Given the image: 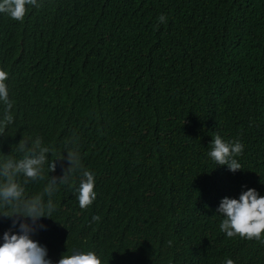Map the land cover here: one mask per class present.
<instances>
[{"label": "trees", "instance_id": "obj_1", "mask_svg": "<svg viewBox=\"0 0 264 264\" xmlns=\"http://www.w3.org/2000/svg\"><path fill=\"white\" fill-rule=\"evenodd\" d=\"M38 2L22 22L0 13V70L16 117L0 152L21 136L42 137L54 155L77 140L97 194L81 209L80 175L60 186L52 219L32 236L48 258L264 264V242L228 238L216 212L247 188L264 196V0ZM216 134L244 145L241 170L208 155ZM60 174L57 161L50 175ZM10 227L0 217V237Z\"/></svg>", "mask_w": 264, "mask_h": 264}, {"label": "clouds", "instance_id": "obj_2", "mask_svg": "<svg viewBox=\"0 0 264 264\" xmlns=\"http://www.w3.org/2000/svg\"><path fill=\"white\" fill-rule=\"evenodd\" d=\"M29 7L39 9L41 4L38 0H0V13L7 14L15 21L22 22ZM166 22L167 17L161 14L156 27ZM7 79L8 73L0 70V136H6L9 127L16 124L14 101L9 97L5 83ZM65 144V148L58 155H54L55 147L45 144L42 137L21 136L19 141L13 144L15 148L10 151L11 153L14 150L18 156L0 152L3 156V159H0V217L11 219V227L0 237V264H54L48 258L46 246L32 239V236L38 230L46 228L40 223L41 218L52 219L57 210L52 198L60 186H74L77 174L81 177L78 188H75L80 208H88L96 199L95 176L84 167L77 140H67ZM210 144L208 155L216 165H226L233 173L242 169V165L235 158L242 154L244 148L239 140L226 142L216 134ZM53 155L54 158L49 160V156ZM57 161L61 162V174L50 175L55 173ZM37 182L43 183L42 190L29 195L26 186ZM216 212L223 217L220 230L228 238L239 236L264 242V196L259 195L256 189L247 188L239 194L238 199L223 197ZM92 219L99 221L101 218L93 216ZM13 228L17 231H13ZM55 264L102 262L92 251H78L71 255L62 254ZM225 264L234 262L227 259Z\"/></svg>", "mask_w": 264, "mask_h": 264}]
</instances>
